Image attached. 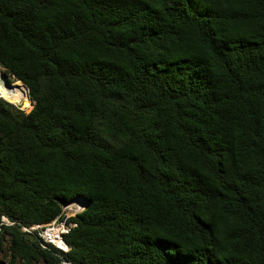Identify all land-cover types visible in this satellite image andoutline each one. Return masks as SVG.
Listing matches in <instances>:
<instances>
[{
    "label": "trees",
    "instance_id": "trees-1",
    "mask_svg": "<svg viewBox=\"0 0 264 264\" xmlns=\"http://www.w3.org/2000/svg\"><path fill=\"white\" fill-rule=\"evenodd\" d=\"M0 68V262L264 264V0H0Z\"/></svg>",
    "mask_w": 264,
    "mask_h": 264
},
{
    "label": "built area",
    "instance_id": "built-area-1",
    "mask_svg": "<svg viewBox=\"0 0 264 264\" xmlns=\"http://www.w3.org/2000/svg\"><path fill=\"white\" fill-rule=\"evenodd\" d=\"M8 79H10L8 75L5 78L3 74L0 75V81L2 82L4 81L7 84V87H9V84L12 83ZM26 98L29 99L27 92H26ZM0 99L7 102L2 98ZM12 106H19V105H12ZM68 203L69 204L65 207L61 206L62 207L61 214L50 223L43 225H31L29 227L20 226L19 227L20 231L27 236L36 235L40 240L41 247L44 249L51 246L62 253H67L69 248L63 241V236L66 235L71 230V228L75 227V224L67 223L66 220L82 212L85 208L84 204L78 201H72ZM16 225H18V223L10 220L7 216L5 215L0 216V233H2L4 228L15 227ZM8 239H9L8 236L0 237V256H2V253L4 251H7V248L9 246ZM4 244L6 245L3 246ZM0 264H7V263L3 260L2 262H0ZM61 264H70V263L66 262L65 260H62Z\"/></svg>",
    "mask_w": 264,
    "mask_h": 264
},
{
    "label": "bare ground",
    "instance_id": "bare-ground-1",
    "mask_svg": "<svg viewBox=\"0 0 264 264\" xmlns=\"http://www.w3.org/2000/svg\"><path fill=\"white\" fill-rule=\"evenodd\" d=\"M21 85L17 86H11V84H9V87H7L6 83L3 81H0V98L6 100L7 102H9L12 105H16V103L20 104V100H22L23 98H26V88L25 86L20 87ZM15 100H19V101H15ZM21 111H23V109H20Z\"/></svg>",
    "mask_w": 264,
    "mask_h": 264
},
{
    "label": "rangeland",
    "instance_id": "rangeland-1",
    "mask_svg": "<svg viewBox=\"0 0 264 264\" xmlns=\"http://www.w3.org/2000/svg\"><path fill=\"white\" fill-rule=\"evenodd\" d=\"M5 75L6 73H5V71L3 70V69H1L0 68V75ZM8 75V74H7ZM7 75H5V77H7ZM9 76V75H8ZM9 78L10 79H8L9 81H11L12 83H11V86H14V85H17V86H19V85H21L20 87H23L22 86V84L21 83H18L16 80H13L10 76H9ZM15 101H19V100H15ZM15 104L16 105H19V106H13V107H15V108H18L19 110L22 108L23 109V112L24 113H28V112H30V110L32 109V107H33V104L31 103V101L29 100V99H27V98H23L22 100H20V104L19 103H16L15 102ZM21 111V110H20ZM6 244H4L3 246H5Z\"/></svg>",
    "mask_w": 264,
    "mask_h": 264
},
{
    "label": "water",
    "instance_id": "water-1",
    "mask_svg": "<svg viewBox=\"0 0 264 264\" xmlns=\"http://www.w3.org/2000/svg\"><path fill=\"white\" fill-rule=\"evenodd\" d=\"M4 78H5V75H4ZM22 85H24L21 81H19ZM7 85V84H6ZM25 86V85H24ZM25 88H26V91H27V93H28V89H27V87L25 86ZM69 203H61V206L62 207H65V206H67Z\"/></svg>",
    "mask_w": 264,
    "mask_h": 264
},
{
    "label": "clouds",
    "instance_id": "clouds-1",
    "mask_svg": "<svg viewBox=\"0 0 264 264\" xmlns=\"http://www.w3.org/2000/svg\"><path fill=\"white\" fill-rule=\"evenodd\" d=\"M14 80V79H13Z\"/></svg>",
    "mask_w": 264,
    "mask_h": 264
}]
</instances>
